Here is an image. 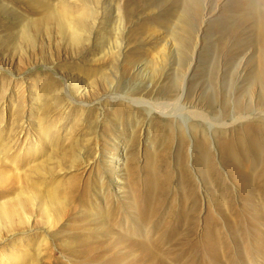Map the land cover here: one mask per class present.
I'll list each match as a JSON object with an SVG mask.
<instances>
[{"label": "rangeland", "instance_id": "1", "mask_svg": "<svg viewBox=\"0 0 264 264\" xmlns=\"http://www.w3.org/2000/svg\"><path fill=\"white\" fill-rule=\"evenodd\" d=\"M263 7L0 0V264H264Z\"/></svg>", "mask_w": 264, "mask_h": 264}, {"label": "bare ground", "instance_id": "2", "mask_svg": "<svg viewBox=\"0 0 264 264\" xmlns=\"http://www.w3.org/2000/svg\"><path fill=\"white\" fill-rule=\"evenodd\" d=\"M242 4H244V3H238V2H234V3H233L232 10H234V13H237V11H238V13H242V12H243ZM262 9L264 10V7H263ZM246 15H247L246 12H243V13H242V16H243L244 18H245ZM153 70H154V68H153ZM155 70H156V69H155ZM155 72H156V71H155ZM162 107H163L164 109L168 110V112H171V113H172L176 108H178V107L175 106L174 104H171V105H167V104H165V105H162ZM150 178H151L150 192H151V193H154V192L157 190L156 186H157V183H158V181H159V177H158L157 173H155V174H151ZM251 189H252L253 191H255L257 188H256L255 185H253V186L251 187ZM263 196H264V194H263ZM153 203H154V201H152V204H153ZM148 215H149V214H148ZM146 216H147V215H146Z\"/></svg>", "mask_w": 264, "mask_h": 264}]
</instances>
